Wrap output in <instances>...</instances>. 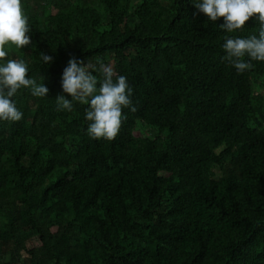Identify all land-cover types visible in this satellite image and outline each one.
Returning <instances> with one entry per match:
<instances>
[{
	"label": "trees",
	"instance_id": "trees-1",
	"mask_svg": "<svg viewBox=\"0 0 264 264\" xmlns=\"http://www.w3.org/2000/svg\"><path fill=\"white\" fill-rule=\"evenodd\" d=\"M22 8L32 44L13 55L49 94L18 92L23 118L0 122V264H264V61L222 59L223 17L192 0ZM72 56L134 89L112 140L88 135L87 105L58 108Z\"/></svg>",
	"mask_w": 264,
	"mask_h": 264
},
{
	"label": "clouds",
	"instance_id": "clouds-1",
	"mask_svg": "<svg viewBox=\"0 0 264 264\" xmlns=\"http://www.w3.org/2000/svg\"><path fill=\"white\" fill-rule=\"evenodd\" d=\"M198 12L209 21L219 24L225 32L222 59L238 72L250 69L252 61H264V0H192ZM253 18L257 33L249 36L228 35L242 30L246 21ZM29 18L22 8V0H0V122L20 121L24 113L17 107L14 97L28 89L32 96L44 98L49 88L44 78L38 81L32 76L30 61L19 53L23 46L32 44ZM33 47H35L33 45ZM43 65L50 64L53 57L40 52ZM61 87L71 99L59 95L58 108L72 111L74 101L87 105L84 118L86 131L94 139H114L125 118L124 109L135 110L132 101L133 87L127 77L116 74L110 64L78 60L72 56L65 66Z\"/></svg>",
	"mask_w": 264,
	"mask_h": 264
},
{
	"label": "rangeland",
	"instance_id": "rangeland-1",
	"mask_svg": "<svg viewBox=\"0 0 264 264\" xmlns=\"http://www.w3.org/2000/svg\"><path fill=\"white\" fill-rule=\"evenodd\" d=\"M145 129V132L148 133V134H151V133H155L154 129H148L146 127H144Z\"/></svg>",
	"mask_w": 264,
	"mask_h": 264
}]
</instances>
